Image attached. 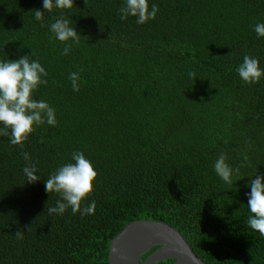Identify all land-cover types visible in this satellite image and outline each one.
Masks as SVG:
<instances>
[{"label": "trees", "instance_id": "trees-1", "mask_svg": "<svg viewBox=\"0 0 264 264\" xmlns=\"http://www.w3.org/2000/svg\"><path fill=\"white\" fill-rule=\"evenodd\" d=\"M149 3L155 19L137 24L120 18L124 0H74L50 12L43 0H0V61L34 53L48 73L34 95L57 120L36 126L23 147L0 136V264H108L112 240L141 219L176 228L207 264H264V236L246 224L248 185L264 175V75L247 84L236 71L245 54L264 69V37L253 30L264 0ZM60 16L79 43L55 39L49 26ZM73 151L98 173L82 202L95 201V212L49 215L46 202L60 197L45 181ZM22 152L40 180L27 182ZM221 153L239 167L231 185L214 171Z\"/></svg>", "mask_w": 264, "mask_h": 264}, {"label": "clouds", "instance_id": "clouds-1", "mask_svg": "<svg viewBox=\"0 0 264 264\" xmlns=\"http://www.w3.org/2000/svg\"><path fill=\"white\" fill-rule=\"evenodd\" d=\"M74 7V0H43V9H71ZM35 11V20L41 22L44 27V12ZM159 7L157 4H150L149 0H124L119 13L122 20L129 16L136 18L137 24H145L149 20L155 19ZM50 30L55 39L61 42L73 41L79 43L80 35L74 27L70 26L69 19L60 16L50 24ZM253 30L258 37H264V22L257 23ZM71 50V45L66 43L63 54L67 55ZM32 56L34 53L32 52ZM32 56H22L18 60L0 61V136L9 138L11 144L23 147V142L27 141L29 135L47 122L48 125L55 126L57 120L55 109L44 99H36L35 92L40 85H47L48 76L42 64L32 59ZM241 80L247 84L258 83L264 75V69L259 67V59L248 54L243 56L242 63L236 69ZM190 77H195L194 72L189 73ZM68 79L71 81L74 91H79V72H72ZM21 156L27 162L23 168V173L28 183H34L41 179L37 176V167L31 163V156L27 152H22ZM227 156L221 153L214 161L215 173L227 184L234 183L233 174L239 172V167L233 169L227 163ZM247 162V157L244 158ZM242 164L240 167H243ZM98 173L94 170L92 162L86 158L81 151H73L71 161L58 167L45 181L47 193H57L60 199L56 201L54 207H47L49 215H63L71 208L73 214L83 215L94 214L96 204L92 201L89 205L82 207V202L87 199L88 194L93 191V181ZM251 192L248 193L247 206L252 215H249L246 224L254 231H258L264 236V175H256L251 179L249 185ZM28 231L31 225H25ZM24 228L16 231L17 239H23Z\"/></svg>", "mask_w": 264, "mask_h": 264}, {"label": "water", "instance_id": "water-1", "mask_svg": "<svg viewBox=\"0 0 264 264\" xmlns=\"http://www.w3.org/2000/svg\"><path fill=\"white\" fill-rule=\"evenodd\" d=\"M159 248L145 261L141 257ZM166 248L170 252L161 254ZM173 259L172 264H207L173 226L159 220L141 219L128 224L111 242L108 264H159Z\"/></svg>", "mask_w": 264, "mask_h": 264}, {"label": "bare ground", "instance_id": "bare-ground-1", "mask_svg": "<svg viewBox=\"0 0 264 264\" xmlns=\"http://www.w3.org/2000/svg\"><path fill=\"white\" fill-rule=\"evenodd\" d=\"M168 252H170V249L169 248H166V249L160 251V255L161 254H166Z\"/></svg>", "mask_w": 264, "mask_h": 264}, {"label": "rangeland", "instance_id": "rangeland-1", "mask_svg": "<svg viewBox=\"0 0 264 264\" xmlns=\"http://www.w3.org/2000/svg\"><path fill=\"white\" fill-rule=\"evenodd\" d=\"M159 248V247H158Z\"/></svg>", "mask_w": 264, "mask_h": 264}]
</instances>
